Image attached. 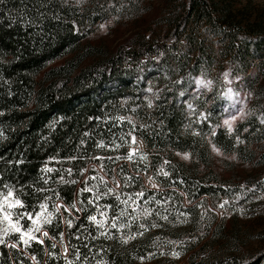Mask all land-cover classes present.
<instances>
[{
    "label": "trees",
    "instance_id": "obj_1",
    "mask_svg": "<svg viewBox=\"0 0 264 264\" xmlns=\"http://www.w3.org/2000/svg\"><path fill=\"white\" fill-rule=\"evenodd\" d=\"M148 1L0 0V197L12 191L22 202L13 209L22 229L24 214L62 204L42 242L25 243L0 216V264H167L158 252L185 242L184 264H264V247L240 253L224 219L198 225L200 205L228 207L239 196L222 183L213 151L264 164L261 24L243 26L211 0H164L149 29L114 48L91 40ZM216 70L223 88L240 79L250 100L232 131L213 91L190 108L183 101L191 77ZM134 135L142 160L129 156Z\"/></svg>",
    "mask_w": 264,
    "mask_h": 264
},
{
    "label": "rangeland",
    "instance_id": "obj_2",
    "mask_svg": "<svg viewBox=\"0 0 264 264\" xmlns=\"http://www.w3.org/2000/svg\"><path fill=\"white\" fill-rule=\"evenodd\" d=\"M164 0H150L143 7L140 12L134 14L133 19H128L123 16H112L101 24L98 32L91 37V40L95 43L103 44L108 48H114L117 43L125 39L131 33L137 29H149L151 21H153L157 16L160 15V9L163 7ZM219 8L225 9L228 11V14L235 17L236 21H240L243 26L250 23H260L262 31L264 32V0H211ZM217 70L213 74H201L195 77H191L188 82L187 90L184 93L183 101L190 108V101L198 99L199 97L205 98L208 97V94L211 93V99L217 105V108L223 107V118L222 125L228 130L232 131L236 125L243 121L247 116V110L250 108L249 98L246 99L247 92L245 87L240 82V79L225 77L230 80V84H227L223 88L221 80L217 74ZM228 75V74H227ZM213 87L215 89L213 90ZM213 101L209 102L212 103ZM193 110V109H192ZM194 112V111H193ZM191 115H194L191 113ZM203 117V114L199 113V117ZM225 121L230 123L226 124ZM127 148L129 150V156L132 160H142L145 158L146 148L143 140L134 135L128 141ZM216 158V167L218 172L222 175V183L230 185L233 189V193H236L237 198L235 205H230L225 207L223 202H218V206L212 207L200 205V224L215 225L220 220H225V230L227 232H235L237 239L239 241V252L244 254H252L259 249L264 247V186L263 183L258 187L256 181L257 177L261 176L264 170V164L259 163H248L244 162L241 159L232 156L230 158L221 155L218 152L213 151ZM185 160H189V155L183 154L180 156ZM139 169V167H138ZM141 170V169H140ZM141 172L139 175L144 177L145 185L148 186L151 190H160V185L155 178L154 174L150 171ZM115 188H119L117 185ZM9 193V192H8ZM8 193L0 197V216L4 217L5 213H9L11 216V224H16L20 227V237H23L22 241H30L27 236H24V233H27L30 229L32 230V235L35 237V241H43L47 235H44L46 229L44 225L47 223L45 220H51L57 211H62V204L60 201H55L54 209L49 208L46 204V208H41L34 214H24L31 217L30 225L27 229H22L19 223L16 222L14 218L13 209L18 206L9 205L13 204L16 200L12 193V196L8 197L5 200V197ZM250 194L249 198L243 199L242 195ZM124 195V194H122ZM240 197V198H239ZM239 201V202H238ZM223 205V207H221ZM208 209L214 213L211 215L208 212ZM39 217V218H38ZM1 219V218H0ZM8 221V220H5ZM35 221V223H34ZM179 223H172L173 225H180L181 220H178ZM10 224V223H9ZM196 230L200 229L198 228ZM39 228V231H36V228ZM9 230L11 228H8ZM10 231H15L13 228ZM196 235H194L195 237ZM191 238V237H190ZM210 237H206L203 242L208 240ZM1 240V238H0ZM187 240V238H186ZM198 239H196L197 241ZM185 241V240H183ZM12 245V242H7V246ZM190 244L182 243L180 248L174 247L170 249V252L167 253L165 249H162L158 252V257L163 261L164 259L170 260L167 264H184L187 259V256L182 255L183 249L185 250L189 247ZM63 254L67 253V248H63ZM174 253L178 255H174ZM166 258L165 256H168ZM165 264V263H161Z\"/></svg>",
    "mask_w": 264,
    "mask_h": 264
},
{
    "label": "snow or ice",
    "instance_id": "obj_3",
    "mask_svg": "<svg viewBox=\"0 0 264 264\" xmlns=\"http://www.w3.org/2000/svg\"><path fill=\"white\" fill-rule=\"evenodd\" d=\"M225 123L226 124H229V127L231 126L230 125V123L228 122V121H225ZM141 195H142V193H141ZM10 196H12V193H11V191H9V193H8V195L5 197V200H7L8 199V197H10ZM15 205H20L21 207H23V205H22V202L21 201H19V200H15L14 202H13V204H11V205H9L10 207H12V206H15ZM221 207H223V205H221ZM41 208L43 209V208H46V205H41ZM0 210H2V209H0ZM39 218V217H38ZM4 219L5 220H8L9 222H10V226L13 228V230H15L16 232H20V227H18L16 224H11V216H10V214L9 213H5V215H4ZM29 219H31V217H29ZM91 219L93 220V221H95V217H91ZM45 222H50V220H45ZM34 223H35V221H34ZM113 226H115V224H113ZM5 231L7 232V229H5ZM36 231H39V228L37 227L36 228ZM32 233V230L30 229L27 233H24L23 235L24 236H27L29 239H35V237L31 234ZM44 235H47V233H44ZM22 239H23V237H21ZM131 238V237H130ZM25 243H27L28 241L27 240H25L24 241ZM42 242V241H41ZM0 243H3V240H0ZM14 246V245H13ZM174 255H178V254H176V253H174Z\"/></svg>",
    "mask_w": 264,
    "mask_h": 264
}]
</instances>
